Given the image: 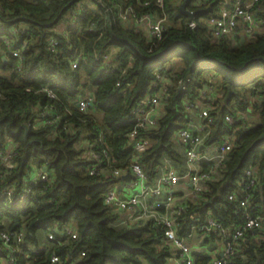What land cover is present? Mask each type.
I'll list each match as a JSON object with an SVG mask.
<instances>
[{
	"label": "trees",
	"instance_id": "1",
	"mask_svg": "<svg viewBox=\"0 0 264 264\" xmlns=\"http://www.w3.org/2000/svg\"><path fill=\"white\" fill-rule=\"evenodd\" d=\"M183 1L166 0L170 24L162 42L148 51L150 42L144 32L123 24L115 9L106 12L97 0H0V152L9 143L15 146L10 164L0 158V230L25 231L17 264H48L53 252L63 264L171 263L175 250L166 239V227L154 219L122 224L124 216L104 203V195L123 178L91 175V162L84 156L88 142L104 160L106 150L115 167L130 165L132 112L159 89L154 86L157 74L168 80L162 113L156 127L142 130L151 145L140 157L150 183L165 158L184 164V153L174 138L191 122L186 104L203 101L210 77L217 79L213 82L217 98L209 112L212 121L204 120L209 124L204 146H221L232 137L223 166L201 194L197 198L177 195L184 207L176 216L177 233L187 236L194 225L213 217L230 235L245 222L246 212L264 214V29L245 41L215 39L205 20L219 10L218 0L201 6L193 28L181 11ZM105 2L112 5L110 0ZM262 6L264 18V0ZM74 10H79V16L71 25L69 16ZM92 23L96 31L89 30ZM5 38L13 49L22 50L20 69ZM51 38L60 42L54 50ZM111 48L116 52L105 61L101 55ZM130 57L134 60L131 67ZM176 57L181 60L179 70L172 65ZM43 87L57 98L48 97ZM86 95L93 96V104L84 112L77 100ZM47 105L61 115L57 124L40 119L39 111ZM228 116L236 121L243 118L231 124ZM25 123L30 125L26 137ZM33 165L46 167L51 177L47 186L29 187ZM202 167L208 170L211 164ZM248 169L255 172L257 183L243 207L240 200ZM9 188L13 195L4 196ZM53 223L61 228L73 226L77 238L47 245L38 233L44 231L47 240ZM195 235L207 244L221 239L214 232ZM186 239L189 244L192 238ZM235 247L228 264H264V226L247 232ZM9 253L0 241V264ZM195 257L196 264L211 260L206 252Z\"/></svg>",
	"mask_w": 264,
	"mask_h": 264
},
{
	"label": "built area",
	"instance_id": "2",
	"mask_svg": "<svg viewBox=\"0 0 264 264\" xmlns=\"http://www.w3.org/2000/svg\"><path fill=\"white\" fill-rule=\"evenodd\" d=\"M110 1L112 3L110 6H108L105 0H97V3L104 7L106 12L115 9L123 24H132L136 27V30L143 31L150 42L148 51H152L153 47H157L162 42L169 22L166 0ZM206 2H208V0H193L191 3L192 7L188 9L191 12L199 13L201 6ZM262 3L263 0H218L219 10L216 14L209 15L205 20L210 28L212 37L221 39L227 37L241 38L244 36L246 40L262 31L264 29V18L261 15L263 11ZM78 16L79 10H74L70 13L71 25L75 24V20ZM188 25L192 28L195 27L197 25L196 17L190 18ZM89 30L96 31L94 23L91 24ZM4 40L10 48L12 55L18 59V68L20 69L21 62L24 59L22 50L13 49L9 40L7 38ZM59 43L58 38H51L49 41L50 48L54 50ZM115 52L116 48H111L109 51L102 54L101 57L105 61L111 60ZM133 64L134 60L130 57L128 66L131 67ZM76 67L77 61H74L73 68ZM164 82H166L165 78L157 74V80L154 86L159 89L144 98L133 109L132 121L134 122V126L128 133L129 143L133 150V158L130 165L127 168L115 167L111 159L107 158L106 150H103L104 157H106V160H104L102 154L95 151L94 144L89 146L90 143L87 142V150L84 156L91 162L89 173L91 175L110 174L116 178L123 177L127 173L132 174V178L128 181L127 187L137 191L131 196L125 197L120 190L113 187L105 193L104 203L113 206L119 212H127L128 215L130 214L129 216L123 217L121 221L122 224H132L147 219H154L156 222L163 224L166 227V239L175 250V255L171 259L170 264H196L195 254L203 252V248H193L187 243L186 239V237L192 238L196 232L217 233L221 237L220 243L222 245L221 252L223 255L220 256L217 252L213 253L210 255L211 260L208 264H228L229 260L236 252V243L242 239L247 232L258 230L264 226V214L252 216L250 213L246 212L245 222L236 228L230 235L223 223L213 217H209L202 224L194 225L187 236H181L177 233L178 225L176 223V216L180 215L184 207L181 204L175 203L177 195L174 186L181 181L189 182L191 185L190 192L183 195V197L197 198L206 188V182L215 178L219 168L223 166L227 157V152L232 146V137H227L224 143L219 146L217 154L211 156L203 150L204 142L209 133V124L203 123L200 129L194 130V128L191 127L192 122H190L188 127L180 129L177 133L181 139L185 152V169L179 172L174 166L173 161L166 158L165 162L167 165H162L160 167L161 175L157 177L158 179L156 178L154 182L150 183L143 164L140 161V157L141 154L149 148L151 141L142 134V130L156 127L158 124V119L162 113L161 98L166 92ZM213 82L214 80L211 79L209 85L203 90V101L198 102L199 107L190 102L186 104L187 112H196L203 120L208 119L209 123L212 121L209 117V112L214 108L215 99L217 98ZM179 84H183V81L180 80ZM42 91L50 98H57L56 94L48 87H43ZM92 104V95L81 96L77 100V106L84 112L89 111ZM53 111L54 107L52 105L45 106L39 111L40 119L44 120L46 124H57L61 120V115ZM242 118H238L237 121ZM227 120L231 124L237 122L231 116H228ZM10 144L12 143L7 145L4 153L0 152L1 160L7 165L10 164L15 151V146L12 150L8 149ZM205 162L211 164L208 170H204L202 167V164ZM50 180V173L45 166L38 167L33 165L29 170L27 179L29 187L41 184L45 187L50 183ZM256 183L257 176L255 172L253 169H248L246 171L243 186V197L240 200L241 206H247ZM13 193V188H9L3 192V195L11 197ZM162 193L165 194L163 199H154L153 201L147 200L150 195L158 196L162 195ZM76 238L77 232L73 226L61 228L58 223H53L49 228L46 244L48 245L49 241L56 240L59 244H62L64 239ZM24 239L25 231L22 229L0 230V241L10 250L8 260L4 264H17L18 253L22 250ZM43 250H45V248H43ZM82 254H84V252H82ZM48 264H63V260L60 255L53 252L50 255ZM69 264L77 263L70 262Z\"/></svg>",
	"mask_w": 264,
	"mask_h": 264
},
{
	"label": "crops",
	"instance_id": "3",
	"mask_svg": "<svg viewBox=\"0 0 264 264\" xmlns=\"http://www.w3.org/2000/svg\"><path fill=\"white\" fill-rule=\"evenodd\" d=\"M166 82H168V80ZM197 105L199 107V103ZM191 119H192V121H191L192 122L191 123V127L194 128V130H198V129L201 128V126H203L204 120L202 118H200L198 116V114H196V112H191ZM174 140H175V142L177 144L178 149L180 151H183L184 156H185L184 148H183L181 139L178 136V134L175 136ZM86 143L87 142H85V144ZM13 148H14V144H10L8 146V149L9 150H12ZM203 150L207 154L213 156L214 154H217V152L219 150V146H217V145L203 146ZM165 160H166V158L164 159L163 165H167L166 162H165ZM205 163H208V162H205ZM203 164H202V166H203ZM174 166L177 168V170L179 172H182L185 169V165L184 164L174 163ZM160 175H161V170H159V174H158L157 177H159ZM127 183H128L127 180H123L121 183H119L118 185H115L114 186L116 189L120 190L122 192L123 196H125V197L131 196L134 192L137 191L135 189H129L127 187ZM174 189L176 191V195H178V194H180V195H186V193H189L190 192L191 185L187 181H181L177 185L174 186ZM164 197H165V194L164 193H162V195H158V196H152V195H150L147 198V200L148 201H153L154 199H163ZM181 198H182V196H181ZM180 200H181L180 197H177L175 199V203H178ZM120 213L122 214V216H129L130 215V214L128 215L127 212H120ZM43 242H46V237H45V240ZM189 244L193 248H203V252H206L209 255H212L215 252H217V253L220 254L221 253V250H222V245H221L220 241L215 242V243H212V244H207L206 242L204 243V238L203 237H199L198 235H194L192 237V239H190Z\"/></svg>",
	"mask_w": 264,
	"mask_h": 264
},
{
	"label": "water",
	"instance_id": "4",
	"mask_svg": "<svg viewBox=\"0 0 264 264\" xmlns=\"http://www.w3.org/2000/svg\"><path fill=\"white\" fill-rule=\"evenodd\" d=\"M189 1L190 0H184L183 2H182V4H181V11H182V13L184 14V15H186L187 17H189V18H193V17H196L199 13L198 12H191L189 9H188V4H189ZM241 40L242 41H245V37L244 36H242L241 37ZM4 60H6V58H4ZM24 127H25V137L28 135V133H29V130H30V125L29 124H27V123H25L24 124ZM123 180H127V181H129V180H131V178H132V174L131 173H127L126 175H124L123 177ZM255 231H257V229L255 230ZM223 255V253L221 252L220 253V256H222Z\"/></svg>",
	"mask_w": 264,
	"mask_h": 264
},
{
	"label": "rangeland",
	"instance_id": "5",
	"mask_svg": "<svg viewBox=\"0 0 264 264\" xmlns=\"http://www.w3.org/2000/svg\"><path fill=\"white\" fill-rule=\"evenodd\" d=\"M84 3L86 4V3H89L88 1H84ZM170 23L168 22V24L167 25H169ZM59 25H62V22L59 24ZM174 25H179V22L176 24V23H174ZM174 62V63H173ZM173 66H174V68L176 69V70H179V68L181 67V60L179 59V58H174L173 59ZM210 80L211 79H213L214 80V82L215 81H217V79L216 78H212V77H210L209 78ZM181 152H183V151H181ZM38 238L41 240V241H44L45 240V232L44 231H40L39 233H38Z\"/></svg>",
	"mask_w": 264,
	"mask_h": 264
}]
</instances>
